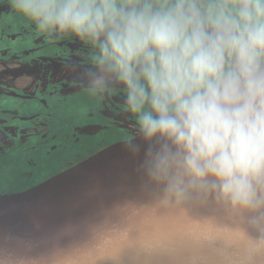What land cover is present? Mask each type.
I'll list each match as a JSON object with an SVG mask.
<instances>
[{"label": "clouds", "instance_id": "1", "mask_svg": "<svg viewBox=\"0 0 264 264\" xmlns=\"http://www.w3.org/2000/svg\"><path fill=\"white\" fill-rule=\"evenodd\" d=\"M7 5L87 50L71 70L90 96H119L132 168L29 225L0 222V264H264V0Z\"/></svg>", "mask_w": 264, "mask_h": 264}, {"label": "flooded vegetation", "instance_id": "2", "mask_svg": "<svg viewBox=\"0 0 264 264\" xmlns=\"http://www.w3.org/2000/svg\"><path fill=\"white\" fill-rule=\"evenodd\" d=\"M87 56L75 41L37 34L0 0V62L23 60L0 73V196L34 187L131 134L119 96H90L71 70Z\"/></svg>", "mask_w": 264, "mask_h": 264}, {"label": "water", "instance_id": "3", "mask_svg": "<svg viewBox=\"0 0 264 264\" xmlns=\"http://www.w3.org/2000/svg\"><path fill=\"white\" fill-rule=\"evenodd\" d=\"M131 168L123 143L113 144L34 187L0 196V222L29 225L34 217L75 205L90 188L121 181Z\"/></svg>", "mask_w": 264, "mask_h": 264}]
</instances>
